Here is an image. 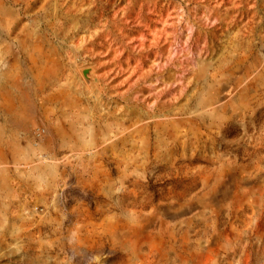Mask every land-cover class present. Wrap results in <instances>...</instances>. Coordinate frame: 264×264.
<instances>
[{
	"label": "rangeland",
	"instance_id": "374dc122",
	"mask_svg": "<svg viewBox=\"0 0 264 264\" xmlns=\"http://www.w3.org/2000/svg\"><path fill=\"white\" fill-rule=\"evenodd\" d=\"M0 264H264V0H0Z\"/></svg>",
	"mask_w": 264,
	"mask_h": 264
},
{
	"label": "built area",
	"instance_id": "2783aa9c",
	"mask_svg": "<svg viewBox=\"0 0 264 264\" xmlns=\"http://www.w3.org/2000/svg\"><path fill=\"white\" fill-rule=\"evenodd\" d=\"M38 134H40V131H39V133Z\"/></svg>",
	"mask_w": 264,
	"mask_h": 264
}]
</instances>
